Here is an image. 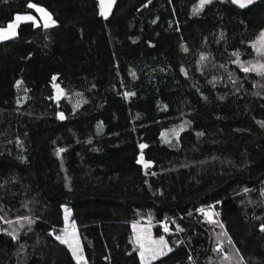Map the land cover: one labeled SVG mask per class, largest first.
<instances>
[{"label":"trees","instance_id":"16d2710c","mask_svg":"<svg viewBox=\"0 0 264 264\" xmlns=\"http://www.w3.org/2000/svg\"><path fill=\"white\" fill-rule=\"evenodd\" d=\"M198 2L0 0L56 23L0 43V264H77L65 208L86 264H264V0Z\"/></svg>","mask_w":264,"mask_h":264},{"label":"rangeland","instance_id":"374dc122","mask_svg":"<svg viewBox=\"0 0 264 264\" xmlns=\"http://www.w3.org/2000/svg\"><path fill=\"white\" fill-rule=\"evenodd\" d=\"M102 1V5H103V10H104V14L108 15L113 7L114 4V0H101ZM213 1V0H211ZM257 0H254V2ZM208 3H205L203 5V7L201 8V0H199L197 6H196V10L200 11L202 10ZM238 5V4H237ZM250 5V4H248ZM247 5V6H248ZM37 8H41L44 10V12L48 13L51 18L52 21L55 22L52 14L46 10L43 7L40 6H36ZM35 10V12L37 13V15L35 14H20L19 16H32L33 19L32 20H21L19 22L16 21V16L14 21H12L9 24H16V29H15V35L10 36V38L6 39V40H2L0 39V43L1 42H5L11 39H14L15 37L18 36L19 33V28L22 24L24 23H34L35 25H43L44 26V22H45V17H44V13L39 12L36 10V8H33ZM8 24V25H9ZM56 23L52 24L49 27L54 26ZM7 25V26H8ZM45 27V26H44ZM0 29H7V27L5 28H0ZM262 34L258 37V39L255 41V43L253 44V49L255 51V60L253 62H251L250 64H248L247 66H245V68L250 69V72H254V73H264V46H262ZM59 95H62V92L59 93ZM210 210H204L206 215L211 219L214 216V212ZM64 215H65V225L64 228L62 229V231H60L59 237L61 239H59L60 241L62 240H68L69 243H63L64 245L67 246V248L70 250L72 256L74 257L75 261L77 264H86V260H85V255H84V251H83V247H82V243L80 240V235H79V230L76 226V223L72 220V213L68 208L64 209ZM133 231H134V239L135 242L137 244V246L139 247V255L141 258V261L144 264L150 263L155 261L156 259H158L159 257H161L162 255L166 254L169 250L167 244H155L152 243V241H159L161 239V237H158L154 234V230L153 227L151 226H146V225H138L133 227ZM138 237H139V241H138ZM164 240V239H163ZM69 244H72L74 247H78V252L77 255H73V250L72 248L69 247ZM141 244L144 245V248L141 249ZM151 248L152 252L147 251V249ZM144 252L143 257L141 256V252ZM163 253V254H161ZM155 255V258H153V256ZM78 257H82L80 259H78Z\"/></svg>","mask_w":264,"mask_h":264},{"label":"snow or ice","instance_id":"6c2138e0","mask_svg":"<svg viewBox=\"0 0 264 264\" xmlns=\"http://www.w3.org/2000/svg\"><path fill=\"white\" fill-rule=\"evenodd\" d=\"M232 2L235 3V4H238L239 7L244 8L248 4L253 3L254 0H232ZM205 3H211V0H201L200 7L202 8ZM28 7H30V8H36L37 11L44 13V17H45L44 26L45 27H49V26H51L52 24L55 23L54 21H52L51 16L48 13L44 12L43 9L37 8L36 5L31 4V3L28 5ZM102 14H104V13H102ZM32 19H33V17L30 16V15L29 16H19L18 15L16 17V21L17 22H19L21 20H32ZM15 29H16V24H9L7 26V29H0V39L6 40V39L10 38V36L15 35L16 34L15 33ZM261 43H262V46H264V34H262V42ZM202 59H203V57H202ZM243 70L245 72L250 71V69H248V68H244ZM63 118H64L63 117V114H61L60 119H63ZM144 147H146V145H141V148H144ZM57 239H61V238L60 237H57ZM138 241H139V237H138ZM61 242L62 243H69L68 240H66V239L65 240H62ZM152 243H155V244H166V242L163 240V238H161L159 241H152ZM140 246H141V249L144 248V245L143 244H141ZM69 247L72 248L73 255L74 256L77 255L78 247H74L72 244H69ZM147 251L152 252V249L149 248V249H147ZM169 251H171V249H169ZM161 254H163V253H161ZM143 255H144V252L142 251L141 252V256L143 257ZM80 258H82V257H78V259H80ZM153 258H155V255L153 256Z\"/></svg>","mask_w":264,"mask_h":264},{"label":"water","instance_id":"95a60500","mask_svg":"<svg viewBox=\"0 0 264 264\" xmlns=\"http://www.w3.org/2000/svg\"><path fill=\"white\" fill-rule=\"evenodd\" d=\"M61 114H63V113H58V119L60 120V121H65V119H66V117H65V115L63 114V119H60V116H61ZM151 167L152 165L151 164H146V167Z\"/></svg>","mask_w":264,"mask_h":264}]
</instances>
